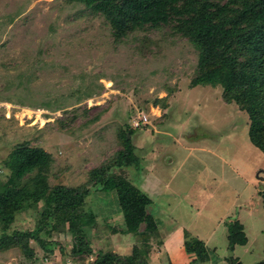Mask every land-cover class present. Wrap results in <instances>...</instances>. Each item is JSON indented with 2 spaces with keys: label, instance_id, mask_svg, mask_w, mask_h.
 Returning a JSON list of instances; mask_svg holds the SVG:
<instances>
[{
  "label": "rangeland",
  "instance_id": "obj_1",
  "mask_svg": "<svg viewBox=\"0 0 264 264\" xmlns=\"http://www.w3.org/2000/svg\"><path fill=\"white\" fill-rule=\"evenodd\" d=\"M143 39L151 52L139 50ZM197 59V49L167 27L117 42L110 22L82 3L0 0V183L17 146L41 149L49 155L46 184L87 185L81 210L96 224L87 234L93 254L71 257L74 236L55 218L41 223V201L6 233L35 230L51 253L30 241L35 259L10 248L0 250V264H91L102 250L129 255L137 240L114 234L124 228L115 192L92 186L101 168L152 200L146 209L159 236L148 264L184 262L189 255L173 245L185 232L210 251L204 264L264 262V153L249 141L247 114L224 102L219 86L190 85ZM127 128L128 145L120 138ZM128 146L139 163L123 157ZM235 221L247 242L229 251Z\"/></svg>",
  "mask_w": 264,
  "mask_h": 264
},
{
  "label": "trees",
  "instance_id": "obj_2",
  "mask_svg": "<svg viewBox=\"0 0 264 264\" xmlns=\"http://www.w3.org/2000/svg\"><path fill=\"white\" fill-rule=\"evenodd\" d=\"M67 1L82 3L102 14L110 22L117 42L135 30L149 31L162 27L188 40L198 51L197 68L190 85L219 86L223 101L236 104L247 114L249 141L264 153V0ZM138 48L144 53L151 52L146 39L138 44ZM131 130L127 128L120 133V138L127 145L133 133ZM128 147L123 157L132 165L139 163L132 148ZM48 161L49 155L41 149L22 144L12 152L8 163H4L10 175L7 181L0 183V224L3 228L0 250L19 248L26 258L35 259V249L30 245V241H34L46 253H51L35 230L6 233L17 214L42 201L41 223L50 225V220L55 218L57 227L67 229L74 236L75 245L70 256L81 258L91 255L93 249L87 234L96 224L92 227L93 217H87L81 210L88 187L48 186L45 182V174L50 169ZM34 170L36 175L29 177L17 189L24 174ZM91 176L96 190L116 194L124 228L114 227V234L132 235L137 240L129 255L120 256L113 251L102 250L91 264H148L152 253L150 241L159 236L157 220L146 209L152 200L126 178L106 175L103 168L94 170ZM262 202L264 208V192ZM227 242L229 251L246 244L242 224L235 221L228 225ZM183 247L184 252L191 256L190 264H204L210 259L205 243L186 232ZM228 262L241 264L232 257Z\"/></svg>",
  "mask_w": 264,
  "mask_h": 264
},
{
  "label": "crops",
  "instance_id": "obj_3",
  "mask_svg": "<svg viewBox=\"0 0 264 264\" xmlns=\"http://www.w3.org/2000/svg\"><path fill=\"white\" fill-rule=\"evenodd\" d=\"M184 232H185V231H184ZM177 238L179 239V241L176 242V241L174 240V242H175V244L173 245V250H174V251H175V248H179V247H181V246L183 247V241H182V239H180L179 236H177ZM175 239H176V238H175ZM183 239H184V236H183ZM158 242H160V244H163V241H161V240L158 241ZM167 247H169V246L166 245V249H167ZM163 248H165V247H163ZM169 249H171V247H169ZM182 249H183V251H184V247H183ZM171 250H172V249H171ZM174 251H172L171 253H173ZM152 253H153V252H152ZM183 254L185 255L186 253L183 252L182 255H183ZM186 258H187V259H185L184 262H183V261H180V263H181V264H187V261H188V263H189L191 258H190L189 256H187Z\"/></svg>",
  "mask_w": 264,
  "mask_h": 264
}]
</instances>
